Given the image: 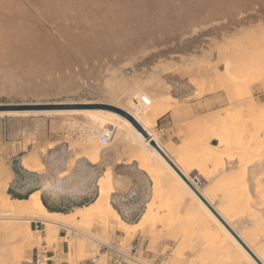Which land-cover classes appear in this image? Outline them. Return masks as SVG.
I'll return each instance as SVG.
<instances>
[{"label": "rangeland", "instance_id": "374dc122", "mask_svg": "<svg viewBox=\"0 0 264 264\" xmlns=\"http://www.w3.org/2000/svg\"><path fill=\"white\" fill-rule=\"evenodd\" d=\"M193 88L196 91L190 95ZM142 94L151 99L152 104L139 113L160 139L155 127L160 115L172 110L176 115L186 116L184 124L188 136L178 146L180 150L191 142L195 146H207L204 140L214 127L230 132L234 131L233 122L243 125L259 119L262 125L264 0H0V183L7 171H13L14 159L37 153L42 155L46 165L42 173L50 175L54 182L56 170L64 168L75 157L68 150L71 142L86 148L97 145L96 165L87 167L80 159L70 170L85 182L94 183L84 192L83 180L79 179L86 199L78 208L87 207L97 196L94 168L115 170L114 148L122 146L130 151L136 146L134 135L112 113L126 119L125 109L136 112L143 107ZM193 100H200L207 114L190 121L188 110L179 111L178 104L185 107ZM83 110H102L110 115L104 114L101 125L94 115L82 113ZM105 127L114 130L106 146L99 141V132ZM242 130L237 134L247 141L248 132ZM260 133L262 139L264 136ZM253 135L257 140L254 132ZM254 149L251 148L250 153L225 150L228 155L242 156V161L237 158L228 162L232 168H237L234 176L238 180L233 179L234 183L226 181L225 177L222 181L226 184L218 180L225 170L221 165L223 161H219L218 166L214 158H202V152L196 149H188L194 154L185 158L190 166L212 165L210 176H217L214 186L204 187L197 181L198 187L219 196L222 192L215 193L213 188H223L222 183L230 187L222 190L233 193L224 202L231 203L234 198L240 204L244 196L239 190L241 175L262 172V176L251 180L252 185L248 184L252 189L264 187V152ZM225 151H219L222 158L227 156ZM243 159L248 165L243 164ZM60 163L62 166L57 167ZM238 172L242 174L239 176ZM163 176L162 172L157 177L161 182L154 188L152 201L141 205L137 213L133 224H138L136 233L126 236L118 222L106 221L105 217L104 220L95 216L85 222L67 217V223L55 227L54 236L50 238L49 228L41 224L43 221L36 218L27 221V215L20 213L15 222L22 229L3 231L0 228V264H26L37 250L49 252L58 244L60 247L64 244L67 252L66 260L58 256L53 259L60 264H79L94 257L105 262L113 250L123 249L126 252L137 250L141 264H230L231 257L220 242L194 224L185 206L177 209L175 203L169 201V214L166 208L169 192L162 184ZM15 184L16 176L3 197L18 199L9 193ZM114 201L119 202L116 198ZM150 203H157L160 216L148 213ZM2 205L3 201L0 202V223L11 215ZM11 205V209H20ZM78 208L63 212L76 213ZM246 214H250L248 209L240 215H245L248 222V227L242 223L245 232L251 235L248 239L264 250V219L256 213L251 214L252 217ZM25 229H30L32 237ZM68 234L71 238L75 234L76 239L73 238L78 245L85 240L82 243L84 255L75 253L77 244L76 250L71 249ZM23 235L33 239L30 248L24 251L21 248L24 240H19ZM91 238L96 241L91 242ZM105 246L108 254H102L107 249Z\"/></svg>", "mask_w": 264, "mask_h": 264}, {"label": "bare ground", "instance_id": "6f19581e", "mask_svg": "<svg viewBox=\"0 0 264 264\" xmlns=\"http://www.w3.org/2000/svg\"><path fill=\"white\" fill-rule=\"evenodd\" d=\"M227 72H228V70H227ZM140 99L143 102V107H139L136 112H132L130 110L128 111L126 109H125V111L134 119V121L136 123H138L141 130L138 129L127 118L125 119L122 116L117 115L115 113H112V114L115 117H117L118 119H120V121H122L123 124L134 135V140L136 141V144H135L136 146L133 147L134 150L130 149V151H132L134 155L132 156V153H131V154H129V156L133 157V161H138L141 164L140 169H142L143 171H146L148 174H150V177H151L152 182H153V188H157L160 186L161 181L157 177H159V175L162 172L164 173V176H163L164 179L162 180L163 181L162 184H164L166 186V190H168V192H169V196L166 197V208H168L169 214L171 212L169 210V208H170L169 201L174 202L175 206H177L176 207L177 209H181L182 207L185 206V212L188 213V215H189V217H191V219L195 220L194 224L199 226L200 230L210 232L211 237H215L216 240L218 242H220V245L223 247V249H225L226 253L231 257L230 264H259L250 255V253L243 247V245L235 238V236L227 229V227L218 219V217L207 207V205L200 199V197L194 192V190L180 177V175L174 170V168L151 145L152 142H155L164 151V153L180 169V171L188 179V181L197 189V191L206 199V201H208V203L223 218V220L226 222V224L245 243V245L254 253V255L258 258V260L262 264H264V250L262 249V247H260V248L256 247L255 243H253L251 240L248 239V237H251V235L249 233H246L245 232L246 228L244 226H242V223H244L245 226L248 227V225H247L248 223L244 219L245 215H242V216L240 215L242 211L245 212V210L248 209V211H250V214H249L250 216L248 214H246V216L248 215L249 217H252L253 215H251V214L255 215V213H256V215L258 214V215H261L260 217H263L261 219H264V187H262L263 188L262 189L260 186H258V187L256 186L252 189L250 184H248V183H251V180L259 178L260 176H262V172L251 171V173H248L247 175L244 173L243 176L241 175L242 172H241V174H239V172H238L237 174L239 176L241 175V180L239 178V181H238L241 184V188H239V190L241 189L243 191L244 196H242V200L240 199L241 200L240 204H239V201H237L234 198L231 199V201H232L231 203L226 204L224 202V200H227V199H225V198H227V197L231 198L233 193H227L226 190H222V189L223 188L227 189L230 187H226L224 184L220 183L223 186V188L215 187V188H218L219 190L214 189V192L215 193L217 191L222 192V195L221 194L219 196L210 195V193L207 192L205 189L198 187L197 179L190 178L189 173L192 171V169L197 168L200 171V173L202 175H204L207 179L211 180L214 177H211L210 172L207 173L205 171V169H203L200 166H194V165L190 166L189 162L185 158L186 155L194 154V152H188L187 151L188 149L189 150L196 149L197 151H200V153L202 152L201 153V156L203 154L202 158L203 157L214 158L213 161H215L216 165L218 164V166L220 165L219 161H223V163H221V165H223L222 169H225V170L221 171L219 176L220 175H223V176L220 177V179H218V180H221V181L225 180L224 179V177H225L226 181H227V179H229V181L230 180L232 181L233 179L237 181L238 180L237 177L234 176L235 170L237 168H235V169L232 168L230 166L231 163L229 164L228 162H230V161L234 162L235 159H237V158L240 159V157L242 158V156L241 155L239 156L238 154H235V153H233L232 155L230 154L231 155L230 156V155H228V153H226L225 150H228V151L229 150L230 151L235 150L234 152L240 151L242 153L249 151V153H250V152H252L251 148H255L254 150L260 149L259 152L262 151V154H263V152H264V137L261 139V137H260L261 133L260 132H262V134L264 136V121H263V124L261 123L262 125H259L260 122H258V121H260V119L257 121H255V120L250 121L249 123L244 122L245 124H243V125H241V123H234L233 122V130L234 131H230V132L228 130H224V129H220V128L215 129V127H214L210 131V132H212V134L210 136L206 137L204 140V142H206L207 146H204V145L203 146L202 145H199V146L196 145L195 146L192 144L193 142H191V144L184 145L181 147L182 154H181V156H179V158L172 159L170 157V155L167 153V151L165 150L164 146L162 145L161 139L152 132L151 127L148 126L144 122V120L141 116V113H139V112H142V110H145L147 107H149L152 104V100L149 99L145 94H142L140 96ZM81 112L82 113L83 112L91 113L92 115H94L95 121H97L101 125L104 123V120L102 121L101 119H104L105 118L104 114H107V112L102 111V110H95V111H84L83 110ZM43 113L45 114L46 112H43ZM16 114H18V113H16ZM39 114H40V112H39ZM236 122H238V121H236ZM241 129H243L242 131L245 130L246 132H248V135H247L248 140L245 139L247 141H244V139H241L239 137V134H237V131L239 132V130L241 131ZM142 130L144 132H142ZM253 132L257 135V140H256V138L254 139L255 135H253ZM124 133H126V132H124ZM128 133L130 134V132H128ZM241 134H243V133H241ZM133 135H131L132 139H133ZM146 136L148 138H146ZM213 141H216L217 144L212 145L211 143ZM125 142H127V141H125ZM71 143L69 144L70 146L68 148H69L70 153L75 155V157L72 160H70V163H68L69 169H67V170H69V171H67L66 173H69L70 170L71 171L73 170L74 165H75V161L78 159H81L80 161L83 162L84 164H85L84 160L91 163V165H96V163H98L97 161L99 160V153H98V146L97 145H91V148H89L90 145H88V148H86V146L79 145L78 142H77L78 145H72ZM129 143H127L126 145H128ZM124 145H125V143H124ZM49 147L52 148V146H49ZM213 147H215V148H213ZM221 150H224L225 151L224 154L227 155L226 157L225 156L223 157L224 159L221 157V154H219L221 152ZM124 155L126 156V154H124ZM243 157H244V155H243ZM121 159H122V157H119V160H121ZM128 159L131 160L129 157H128ZM128 159L126 158L127 161H128ZM225 159H227V161H224ZM126 160H124V161H126ZM240 160L242 161V159H240ZM248 160H249V158H248ZM128 162H130V161H128ZM243 162H244V159H243ZM249 162H250V160H249ZM249 162H247L246 165H248ZM20 163H21V166L25 170H28L29 172H37V173L40 172L41 173L46 169L45 168L46 165L44 164L42 155H40V153L29 155V156H24L23 158L20 157ZM227 163L229 164L230 167L227 166ZM242 163H241V165H242ZM251 163L252 162H250V164ZM243 164L245 165V162ZM240 167H242V166H240ZM231 169H234V170L230 171ZM227 170H229V172H226ZM244 171H246V170H244ZM7 172L5 173V175H3L4 173L1 174V175H3V183H0L1 184L0 185V196H2V197H0V202L3 201L2 207L4 206V211L10 212L11 215L9 217H7V219L4 220V222L0 223V228L3 229V231L4 230H6V231L11 230L12 231L13 229H16V228L19 230L22 229V227L18 228L19 226H18V224L16 225V222H15L18 215H20V213L27 215V221H30V220L35 219V218L43 221L44 224L49 228L48 236L50 238L52 236H54L53 232L55 230V227H57L59 225H64V222L67 223L66 221H68V220H65L67 217H70L73 220H78L79 222H82V221L85 222L84 220L91 219L92 217H95V216L96 217H102L103 219L105 217L106 221L109 220V222H110V220H114V222L115 221L118 222L121 229L124 230L126 236L131 235L132 232L136 233V231L138 230L137 229L138 224H135V225L127 224L121 218L118 211L112 205L111 198H112L113 194H116L115 193L116 189L119 187L118 181H120V180H119V178H117L118 184L115 182V180H116L115 174L111 169L104 172L105 174H103L104 175L103 177H100L99 179H97V196H96L95 200L90 205H88L87 207L80 208L77 210L76 213H71L69 215H64V214H59V213H50L49 211H47L46 208L44 207L41 199H40L41 191H37V192L33 193L30 196V198H28V200H19V199L12 200L9 196L3 197L4 192H6V190L9 188L11 181L13 182V178L15 177L13 171H10L8 173ZM66 173H64V174L61 173L62 175H59L60 178L64 177L66 175ZM258 173H259V175H257ZM94 175H95V173H94ZM263 175H264V172H263ZM1 177L2 176H0V178ZM1 179H0V181L2 182ZM258 180H256V181H258ZM226 181H222V182L226 184ZM114 182L117 184L118 187L116 186V184H114ZM120 182L122 183V181H120ZM232 182L234 183V181H232ZM251 185H252V183H251ZM41 186H42V184H41ZM120 187H121V185H120ZM124 187L126 188V186H124ZM259 187L261 189H259ZM86 189H87V186L85 188V191H86ZM245 192H246V194H245ZM223 197H224V199H222ZM186 201H187V203H186ZM11 204H15L20 209H22V211L19 212L18 210H20V209H15V208L11 209V208H13V207H11L12 206ZM160 209H161V207H160ZM16 211H18L19 213ZM158 211L159 210H158L157 203H150L149 204V212H148L149 214H151L154 217H157ZM158 216H160V215H158ZM22 217H26V216H22ZM70 218H68V219H70ZM20 220H21V218H20ZM24 220H26V219L24 218ZM109 222H107V223H109ZM262 222H264V221L262 220ZM118 223H116V225ZM115 227H117V226H115ZM27 230L25 231V233H27L28 235H31V234H29L30 229L28 231ZM81 231H83V230H81ZM28 235L26 236L27 238H25L24 235L19 238V240L21 239V241H22V239L24 240L23 244L21 245V248L23 249L22 251H24L25 248H30V246H31L30 243H31V240H33V239L30 237H32V235L30 237ZM17 236H18V234H17ZM66 237L72 241L71 249L72 250L75 249L76 244H77V243H75L76 240H74V238L76 237L75 234L73 235L74 238L73 237L71 238L70 234H68ZM50 238H48L49 241H51ZM95 239L96 238H94V239L91 238V242L96 241ZM124 239H125V237H124ZM12 241H14V240H12ZM79 242H81V241H79ZM83 242L80 243L81 245L77 244L78 245L77 246L78 252H75V250H76L75 249L74 251H72L73 254H74V252L79 253V254H80V252H82V250H83L82 243ZM84 251H86V250H84ZM29 254H30V251H29ZM83 255H84V253H83ZM29 258H30V256H29ZM18 262L20 263V260Z\"/></svg>", "mask_w": 264, "mask_h": 264}, {"label": "crops", "instance_id": "0c3cea01", "mask_svg": "<svg viewBox=\"0 0 264 264\" xmlns=\"http://www.w3.org/2000/svg\"><path fill=\"white\" fill-rule=\"evenodd\" d=\"M195 91L196 90L194 88L191 89L190 95H193ZM200 102H201L200 100H193L190 103L185 104L186 105L185 107L183 106V104L179 103L178 110L179 111L188 110L189 113L188 117L190 121H193L197 118H202V116L207 114V109H203L202 105H200ZM176 113H174V111L172 110H169L164 114L160 115L155 122V127L161 135L162 144L165 145V150H166V145H168L167 153L170 155L172 159H176L177 157L181 156V150L178 146H180L183 140L186 138V136H188V132L184 124V120L186 119V116L181 117L180 115H176ZM131 153L133 156L134 154L132 151L129 152V150L123 148L122 146H116L114 148V158L117 160L114 164L115 170H113L116 178L115 181L117 182L118 181L117 178H119V180L122 181V183L118 181L119 184H121V187L120 185L119 187L116 185L118 188L116 189L115 192L116 194L112 195V200H111L112 204L115 206V209H117L121 218L129 225H133L134 223H136L135 220L137 219L136 218L137 213L141 205H144L152 201L154 194L153 182L150 177V174L140 169L141 164L138 161H133V157L129 156V154ZM124 154H126V156ZM119 157H122L123 160L122 159L119 160ZM128 157L131 160H129ZM126 158L130 162H128ZM124 160H126L127 162ZM62 164L63 163H60L59 165H57V167H61ZM68 167L69 164L66 163L64 168H59L56 170V174L54 176V182L50 175H45L42 172L41 173L33 172L35 174V178L34 181L31 183V186L28 185L27 188L23 190H19V192L23 196L27 197L29 195L31 196L33 193L37 191H41L40 199L43 205L46 204L53 210V211L48 210L44 205L47 211H49L50 213H59L64 215L71 214V213H64L63 211H68L69 209H77L78 207H81V205L85 203V199H86L85 193H82L83 191L79 181L83 180L82 186L84 192L86 186H87L86 190L90 189L89 188L90 182L89 181L85 182V179H80L78 175L75 176L70 172L66 173L67 171H69L67 170L69 169ZM204 168H206L205 171L208 173L209 171L212 170V165L208 164ZM98 171H99V175L97 179L104 176L103 174H105L104 172L107 171V167H105L104 169L100 167ZM226 172H229V170H227ZM61 173L62 174L66 173V175L60 178L59 175H62ZM194 176H197V181L199 182V184L203 185L204 187H212L214 186L213 183L217 181V176L214 177L212 180H209L204 175H202L197 168L192 169V171L189 173L190 178H193ZM124 186H126V188ZM213 189L218 190V188H213ZM43 191H46L47 193H42ZM80 193L82 194L80 195ZM115 198L118 199L119 202L114 201ZM41 224H44V222H41ZM48 254H49L48 256L52 259L58 256L60 260H66V255H67L66 247L64 244H62L61 247L60 244H58L56 247H54V249L49 250Z\"/></svg>", "mask_w": 264, "mask_h": 264}, {"label": "water", "instance_id": "95a60500", "mask_svg": "<svg viewBox=\"0 0 264 264\" xmlns=\"http://www.w3.org/2000/svg\"><path fill=\"white\" fill-rule=\"evenodd\" d=\"M125 117L130 120L138 129L141 130L138 123L134 121V119L127 113L123 112ZM142 132H144L142 130ZM146 138H148L146 136ZM151 145L162 155V157L174 168V170L180 175V177L194 190V192L200 197V199L207 205V207L218 217V219L227 227V229L235 236V238L243 245V247L250 253V255L259 263L262 264L258 258L254 255V253L245 245V243L234 233V231L226 224L223 218L217 213V211L206 201V199L197 191V189L188 181V179L182 174L180 169L173 163V161L164 153V151L155 143L152 142ZM85 166L93 167L91 163L84 160ZM12 170L16 176V185L14 188L9 189V193L17 197L18 199H25L24 196L19 192V190H23L29 186L34 181L35 174L33 172H29L25 170L20 163V160L14 159L11 162ZM95 176L98 177L99 171L94 168ZM94 183L89 184V188L93 187Z\"/></svg>", "mask_w": 264, "mask_h": 264}, {"label": "built area", "instance_id": "2783aa9c", "mask_svg": "<svg viewBox=\"0 0 264 264\" xmlns=\"http://www.w3.org/2000/svg\"><path fill=\"white\" fill-rule=\"evenodd\" d=\"M100 143L102 145H108L111 142V139L114 136V130L111 127L103 128L100 133ZM197 179V177H195ZM104 250L102 254H108V247ZM26 264H60L56 263L52 258L48 256V252H40L37 250L35 256L32 257L30 261ZM79 264H141V261L137 257V250L131 249L129 252L123 250H113L110 257H107L105 262L101 261L99 258H90L81 261Z\"/></svg>", "mask_w": 264, "mask_h": 264}, {"label": "trees", "instance_id": "16d2710c", "mask_svg": "<svg viewBox=\"0 0 264 264\" xmlns=\"http://www.w3.org/2000/svg\"><path fill=\"white\" fill-rule=\"evenodd\" d=\"M44 205H45V207H46L48 210L53 211L48 205H46V204H44Z\"/></svg>", "mask_w": 264, "mask_h": 264}]
</instances>
